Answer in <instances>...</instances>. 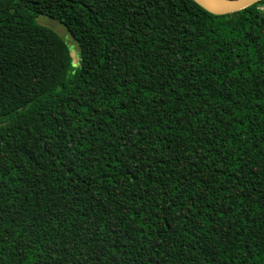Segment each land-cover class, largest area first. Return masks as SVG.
I'll list each match as a JSON object with an SVG mask.
<instances>
[{"label": "trees", "instance_id": "16d2710c", "mask_svg": "<svg viewBox=\"0 0 264 264\" xmlns=\"http://www.w3.org/2000/svg\"><path fill=\"white\" fill-rule=\"evenodd\" d=\"M0 264H264V1L0 0Z\"/></svg>", "mask_w": 264, "mask_h": 264}, {"label": "water", "instance_id": "95a60500", "mask_svg": "<svg viewBox=\"0 0 264 264\" xmlns=\"http://www.w3.org/2000/svg\"><path fill=\"white\" fill-rule=\"evenodd\" d=\"M200 8L215 16L234 14L264 0H192Z\"/></svg>", "mask_w": 264, "mask_h": 264}, {"label": "rangeland", "instance_id": "374dc122", "mask_svg": "<svg viewBox=\"0 0 264 264\" xmlns=\"http://www.w3.org/2000/svg\"><path fill=\"white\" fill-rule=\"evenodd\" d=\"M39 23L51 30H53L55 33H57L62 39L63 41L67 44L70 53L72 54L73 58H77V47L75 42L73 41V39L71 38V36L69 35V33L65 30V28H63L61 25H59L58 23L45 18V17H40L39 18ZM74 65H77L76 60H74Z\"/></svg>", "mask_w": 264, "mask_h": 264}]
</instances>
